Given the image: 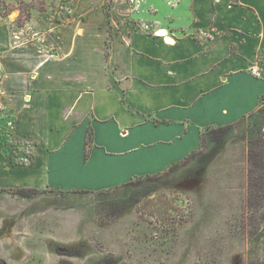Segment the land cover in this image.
I'll return each mask as SVG.
<instances>
[{"label": "crops", "instance_id": "crops-1", "mask_svg": "<svg viewBox=\"0 0 264 264\" xmlns=\"http://www.w3.org/2000/svg\"><path fill=\"white\" fill-rule=\"evenodd\" d=\"M72 1L46 40L0 28V187L109 189L201 155L204 131L258 108L264 0H111L110 26L105 0ZM3 130L34 142L28 157Z\"/></svg>", "mask_w": 264, "mask_h": 264}, {"label": "rangeland", "instance_id": "rangeland-1", "mask_svg": "<svg viewBox=\"0 0 264 264\" xmlns=\"http://www.w3.org/2000/svg\"><path fill=\"white\" fill-rule=\"evenodd\" d=\"M74 6L0 0V28L46 40V15L66 19ZM102 6L110 26L111 0ZM217 129L186 165L109 189L0 187V264H264V98L221 139ZM3 132L11 159L29 156L30 138Z\"/></svg>", "mask_w": 264, "mask_h": 264}, {"label": "trees", "instance_id": "trees-1", "mask_svg": "<svg viewBox=\"0 0 264 264\" xmlns=\"http://www.w3.org/2000/svg\"><path fill=\"white\" fill-rule=\"evenodd\" d=\"M263 98H264V95L260 98L259 105H261V103L263 102ZM254 112H252L250 114V116H252L254 114ZM231 128H232V126H230V125L218 128L217 129V132H218L217 139H221L227 132H229L231 130ZM91 145H92V138H91V132L89 131L87 133L86 139H85V150H86L85 151V157H87ZM192 157L193 156L185 158V159L181 160L179 163L170 166L169 168L174 170V169H176L177 167H179L181 165H186L187 162L189 161L188 159H190ZM263 158H264V156H263ZM17 192H19L23 196H32L33 194H35L37 192V189H34V188H19V189H17Z\"/></svg>", "mask_w": 264, "mask_h": 264}]
</instances>
